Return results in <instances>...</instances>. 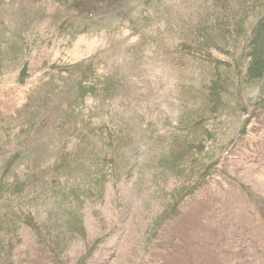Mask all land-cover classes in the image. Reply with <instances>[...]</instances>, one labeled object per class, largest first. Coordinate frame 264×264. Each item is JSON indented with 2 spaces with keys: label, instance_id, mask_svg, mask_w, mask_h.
Segmentation results:
<instances>
[{
  "label": "rangeland",
  "instance_id": "rangeland-1",
  "mask_svg": "<svg viewBox=\"0 0 264 264\" xmlns=\"http://www.w3.org/2000/svg\"><path fill=\"white\" fill-rule=\"evenodd\" d=\"M80 1L0 0V178L10 160L23 172L63 146L80 156L37 211L61 231L59 256L24 223L13 264H264V77L217 76L238 98L248 85V109L237 98L196 120L192 102L214 58L236 63L219 48L245 37L264 1ZM201 19L208 32L190 35ZM99 105L104 125L127 135L120 154L83 121ZM0 264L12 263L0 253Z\"/></svg>",
  "mask_w": 264,
  "mask_h": 264
},
{
  "label": "trees",
  "instance_id": "trees-1",
  "mask_svg": "<svg viewBox=\"0 0 264 264\" xmlns=\"http://www.w3.org/2000/svg\"><path fill=\"white\" fill-rule=\"evenodd\" d=\"M264 0H260L262 2ZM258 2V3H259ZM221 3V2H219ZM218 3V4H219ZM229 3H221L216 9L221 10V13H226L230 10L228 8ZM215 9V8H214ZM257 20L250 21L252 26L250 28L243 29L245 37L235 35L236 41L233 46L228 44L227 48L223 46L221 49L224 53L232 56L236 61L234 65L224 63L220 58H214L215 60V72L213 79L210 83L201 89L197 94L198 100L194 102L193 106L200 111L196 120H200L207 116L210 119L213 111H217L218 107L223 104L221 99L224 97L226 104H229L228 99V85H225L223 80H217V76L227 73L226 78L233 75V72H237L239 75L247 77V82H254L260 80L264 75V13L257 15ZM218 17L215 15L212 19ZM229 19V16H228ZM204 21V22H203ZM229 20H221L218 29H222L228 25ZM208 21L201 19L197 25L191 29V32L195 33L196 37H199L201 31L208 32ZM254 23V24H253ZM244 40L241 43L238 40ZM235 75V74H234ZM208 88V89H207ZM205 91V92H204ZM204 93V94H203ZM259 94L261 106L264 108V99ZM234 95H230L233 98ZM237 104L243 109H248L251 105V100L242 97L241 95L237 99ZM222 109V108H221ZM205 116V117H204ZM258 116V115H257ZM256 116V117H257ZM121 129V130H120ZM106 134L113 146V153L120 154L118 149L124 145L127 137L126 133L119 126L118 130L109 129L107 127ZM106 135V136H105ZM189 138V136L187 135ZM191 141L193 139H190ZM197 138L195 137V141ZM192 145V144H191ZM124 150V146H123ZM80 158L78 151L71 156L66 148L60 147L58 154L54 161L47 167L38 168L36 166L27 167L26 171H18L15 167H10L12 160L4 164L3 168L6 171V178H0V253L5 254L6 259L13 264L14 246L20 243L19 233L21 231V225L28 223L29 227L33 230L34 235L38 241L45 245V248L49 249L54 256H59L63 242L59 241L61 238V231L51 221L38 219V207L40 201L43 198V190L46 186H57L64 184L67 181V175L71 174L69 167L72 159L78 160ZM114 159V158H113ZM96 160L102 163L101 152L97 154ZM115 161V160H114ZM121 163V162H120ZM117 164V165H120ZM116 164V163H115ZM175 174L181 177V174L177 170H173ZM116 169L113 167L112 172L109 174V178H113L116 175ZM49 174L48 179H43L41 176ZM118 173V172H117ZM182 183L185 179L181 178ZM202 183L197 179L193 182L188 179L186 186H193V190L197 189ZM179 190L174 193V199L176 205L182 202L186 197L183 193L184 189L181 185L178 186ZM192 192L191 194H193ZM38 204H37V203ZM69 213H76V210H71ZM156 232V231H154ZM92 254V250H89L84 258ZM18 256V253H17Z\"/></svg>",
  "mask_w": 264,
  "mask_h": 264
}]
</instances>
